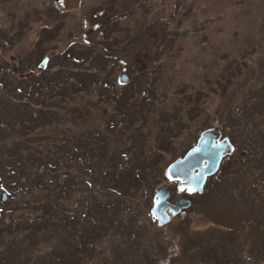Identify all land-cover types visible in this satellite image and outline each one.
<instances>
[{
	"label": "rangeland",
	"instance_id": "rangeland-1",
	"mask_svg": "<svg viewBox=\"0 0 264 264\" xmlns=\"http://www.w3.org/2000/svg\"><path fill=\"white\" fill-rule=\"evenodd\" d=\"M26 93L34 108L11 100ZM262 113L264 0H0V226H8L0 233V264H26L20 259L31 252L21 251L30 210L41 204L50 211V194L39 186L49 173L27 160L56 158L68 132L74 146H63L58 158L90 160L88 170L96 158L111 168L132 159L142 175L123 198L101 189L102 177L88 188L63 177L57 183L69 188L68 205L78 211L111 201L141 215L138 239L149 241L151 260L143 255L138 264H264V170L250 169L242 147ZM235 117L244 118V131L235 130ZM208 129L235 148L204 191L190 194L167 169ZM88 140L102 144L100 155L83 145ZM17 164L25 171L12 174ZM88 170L78 164L76 175L85 180ZM151 206L162 226L149 218ZM76 234L61 237L50 226L37 234L34 264H51L67 239L77 240L76 264ZM112 246L94 241V264Z\"/></svg>",
	"mask_w": 264,
	"mask_h": 264
},
{
	"label": "trees",
	"instance_id": "trees-1",
	"mask_svg": "<svg viewBox=\"0 0 264 264\" xmlns=\"http://www.w3.org/2000/svg\"><path fill=\"white\" fill-rule=\"evenodd\" d=\"M73 49V47H69L68 49ZM72 53V52H71ZM32 77V73L27 74L26 78L30 79ZM22 81V80H18ZM10 96V95H9ZM12 101L18 102L17 105H31L33 108L32 100H31V94L26 93L19 97H13L11 98ZM29 101L31 103H29ZM15 111H17L16 108H12ZM253 117V116H252ZM258 120V123L260 126H256V129H253L250 127V133L245 134L243 139V148L246 150L247 158L243 159V161L251 162L252 165H250V169L253 170L254 173L258 170H264V113L261 115L255 116ZM250 118V117H248ZM254 118V117H253ZM255 118V119H256ZM236 125L235 130L242 132L245 130L244 118L243 117H235ZM263 124V125H262ZM114 126V125H112ZM66 130V129H65ZM63 130V132L65 131ZM62 132V131H61ZM59 132V133H61ZM66 133L68 130L65 131ZM56 133V134H59ZM67 139H64V143L58 144L57 147L53 148L55 149L54 152H56V158L50 159V162H48L49 159H29L27 160L28 164L32 167L34 170H41L44 168L49 173V176L47 179H45L44 185H40L41 187H44V189L47 191L49 195V203H50V211L47 210V208H44L39 204V208L37 209V212L34 214L33 210H30L32 213L31 222L26 223V233L24 235V246L22 247L21 251H27V249H31L30 255L26 257L25 259H20L21 262L27 261L26 264H34L35 263V257L32 254V252H36L38 248H40L42 238L39 237L37 234H43L46 229L50 227H54L55 235L66 237L69 234L71 235L70 238H73V236L77 233L78 237L80 236V247L78 249L79 255L76 264H84L86 262H91V264H94V261L91 259L94 247V241L98 242L101 241L107 246L109 245V241L113 243L112 249H111V255L109 257L102 258L101 264H138V259L143 257V255L146 256V260L150 261L151 259V248L148 240H140L138 239L139 236L142 235V229L138 225L139 221V215L136 214L133 216V214H129V211H124L121 208H116L115 203L107 202V203H100L96 206V209L94 211L89 207L90 205L87 204L83 210L78 211L73 206L70 207L69 204V198H71V191L67 187L62 188V190L58 189L61 187V184L58 185V180L60 177L65 178V181H69V179H73V183L75 182V185L79 181L86 182L87 187L92 185L91 179H101L100 182V188L109 191V193H116L118 196L123 198L125 194L130 193L131 191H136V186L138 183H142L144 181L142 175L137 172L135 174V169L133 166L135 165V162L131 160H122L119 161L115 166L107 167V159L106 158H96L94 159V167L96 169L89 168L91 161L90 160H82L78 158L70 157L68 159H62L58 158L60 154H62L63 151H61V148L65 146L67 150H71V147L74 146V141L72 138L71 132H68ZM237 136H235V139ZM52 140V138H51ZM231 140V139H230ZM231 142H233L231 140ZM93 143V146H91ZM88 140V142L83 143L87 149L95 147L97 151V154H99V151L102 149L101 143H95ZM53 144V143H52ZM54 145V144H53ZM79 145V144H78ZM235 146V145H234ZM102 147V148H101ZM52 148V149H53ZM76 150V149H75ZM74 150V151H75ZM73 151V152H74ZM81 152H84L81 150ZM100 155V154H99ZM96 156V155H95ZM103 156V155H101ZM14 163V161H12ZM75 164L76 167L74 170L71 169L72 165ZM78 164L84 165L87 172V177L79 178L76 174L77 173V167ZM50 167V168H49ZM126 169H129L130 171H126ZM20 171H25L23 166L21 167V164H17L14 168H12V174H17ZM46 171L42 172L41 174L47 175ZM96 171V173H95ZM62 172V173H61ZM72 172H74V175H72ZM264 172V171H263ZM45 173V174H44ZM128 174V176H126ZM260 175L264 176V173L260 172ZM41 176V178L43 177ZM47 177V176H46ZM127 181L129 184L128 188L124 190V188L121 186L123 185V181ZM148 180L145 179V184ZM103 183V184H102ZM16 184V182H15ZM63 185V184H62ZM59 186V187H58ZM35 189H38L37 187ZM51 194L53 196H51ZM33 205V204H32ZM148 216L152 220L154 224H157L158 226H162L159 224L158 220L154 218V214L152 212V206L149 208ZM48 219V220H47ZM20 223V222H19ZM21 224V223H20ZM13 234H18L16 229L19 227V224L16 223L13 226ZM8 226L2 225L0 226V233L5 232V229H7ZM34 234L33 240L26 239V236H28L30 233ZM76 234V238H77ZM107 239L105 241L104 239ZM85 239V245L83 246V241ZM16 240V239H15ZM14 240V241H15ZM67 244L62 246L61 249L57 251L56 254H58V258L50 261L51 264H58L57 261L59 258H62V256H67L64 262L61 260L62 264H75V250L77 246V240L70 241L67 239ZM109 240V241H108ZM7 247V244L5 245V248ZM138 247L140 248V256L136 254L133 250H138ZM27 248V249H26ZM132 250L133 252L131 254H128V251ZM139 251V250H138ZM95 252V251H94ZM146 252V253H145ZM20 252H10L9 255L11 257H15V255L19 254ZM23 257V256H22ZM48 263V262H45ZM42 264V263H40ZM96 264H100L97 262Z\"/></svg>",
	"mask_w": 264,
	"mask_h": 264
},
{
	"label": "water",
	"instance_id": "water-1",
	"mask_svg": "<svg viewBox=\"0 0 264 264\" xmlns=\"http://www.w3.org/2000/svg\"><path fill=\"white\" fill-rule=\"evenodd\" d=\"M50 59L51 55H46L39 66V70L46 69ZM14 66L15 63H12L13 69ZM219 138L220 133L214 129L204 131L196 147L168 167L169 177L185 183L190 191L201 193L207 178L219 170L222 159L234 150L228 140L218 142ZM1 197L4 200L6 194L3 193ZM178 203L184 205L187 201L181 200ZM178 210L179 208L176 209V211Z\"/></svg>",
	"mask_w": 264,
	"mask_h": 264
},
{
	"label": "flooded vegetation",
	"instance_id": "flooded-vegetation-1",
	"mask_svg": "<svg viewBox=\"0 0 264 264\" xmlns=\"http://www.w3.org/2000/svg\"><path fill=\"white\" fill-rule=\"evenodd\" d=\"M222 140V139H221ZM221 140H219V141H221Z\"/></svg>",
	"mask_w": 264,
	"mask_h": 264
}]
</instances>
